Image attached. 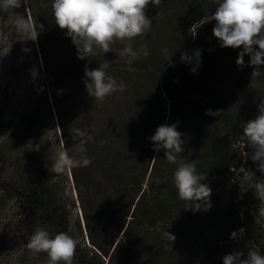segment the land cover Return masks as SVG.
<instances>
[{"label":"trees","instance_id":"obj_1","mask_svg":"<svg viewBox=\"0 0 264 264\" xmlns=\"http://www.w3.org/2000/svg\"><path fill=\"white\" fill-rule=\"evenodd\" d=\"M24 1V13L27 10L37 30L39 24L43 25L36 44L62 150L79 159L82 154L75 150L76 145L86 141V155L92 160L87 167L70 169L81 207L80 219L74 223L79 232L72 231L70 212L43 168L36 169L29 182L8 187L1 183L4 192H11L24 202L22 217L29 228L27 235L37 226L52 236L67 232L79 241L73 264L99 261L81 242L83 233L87 242L105 258L106 263L100 264H114L119 248L136 245L137 241H125L130 237H139L141 246L148 244L142 250L154 253L156 264H167L164 255L176 251L174 242H182L186 249L178 260L180 264H223L217 242L231 240V233L241 228L245 233L236 239L252 242L260 234L262 225L255 223L245 211L251 207L256 214L259 202L251 191L242 194L239 186L229 184V170L241 160L240 153L230 145L229 135L241 137L244 122L257 115L264 89L251 91L247 103L237 112L239 105L228 95L223 79L227 80L226 71L234 67L252 72L249 57H244L245 66L241 67L234 60L236 53L231 48L220 47L218 41L203 42L200 36L192 39L190 28L205 15H211L217 6L208 11H195L188 10L192 0H162L159 6L149 4L146 15L152 20L151 31L132 42L137 50L146 44L149 55H141L129 65L127 57L118 55V50L125 46L119 41L112 45V52L104 54L96 50L95 55L78 59L77 49L65 35L66 30L55 25L53 0ZM204 2L207 5V0ZM213 24L214 21L199 26V34ZM165 48L167 53L163 51ZM196 49L201 50L199 66L195 61L181 62L182 53L191 56ZM104 60L112 64L108 73L126 88L101 102L88 95L84 80L85 69L98 68ZM193 67L197 68L195 73L191 71ZM209 110L218 111L219 115H209ZM177 122V130L184 140V151L179 158L186 162L195 160L198 172L206 176L204 181L211 186L220 184L228 188L238 208L217 200L212 194L211 207L194 212L186 208L187 202L179 199L173 183L177 165L166 160L163 149L154 151V144L148 139L158 126ZM32 126L30 116L21 121L25 135ZM76 129L85 131L92 139L75 135ZM256 175L264 178L258 171ZM93 190L104 196L102 208L96 209L97 205L86 208ZM164 217L176 220L178 227H158L157 223ZM165 231L173 234L175 240L164 238ZM127 251L129 256L125 262L134 263L133 256L142 254L136 248L135 252ZM39 256L47 264L46 253L41 252ZM136 261L134 264H138L139 260Z\"/></svg>","mask_w":264,"mask_h":264},{"label":"clouds","instance_id":"obj_2","mask_svg":"<svg viewBox=\"0 0 264 264\" xmlns=\"http://www.w3.org/2000/svg\"><path fill=\"white\" fill-rule=\"evenodd\" d=\"M162 0H53L52 13L61 30L71 38L77 49V58L86 59L96 54V50L104 54L112 52V45L117 41L125 44L118 50L120 57H127V63L132 65L141 55H149L148 47L142 44L139 50L134 49L132 42L137 37L145 36L151 31L152 20L146 15L149 4L159 6ZM217 7L211 15H205L197 23L200 27L215 21L212 29L213 36L220 42L222 48L242 49L238 53L237 65L245 66L244 57H249V64L253 68L252 77L260 74V67L264 66V0H216ZM24 5V0H0V13L6 20L24 34L26 40H37L43 25L37 27L29 22L21 13L17 12ZM196 35V31L193 36ZM27 51V49H25ZM167 53V48L163 49ZM199 66L201 50H194L193 55L181 54V62ZM111 62L104 60L98 68L85 69L84 80L88 95L95 100L104 101L116 92H123L126 85L108 73ZM134 70V69H129ZM193 73L196 67L191 69ZM35 71L33 75L35 76ZM209 115H219V112L208 111ZM178 122L172 125L162 124L149 137L154 144V151L164 150V157L173 165H177L173 173V183L179 199L187 202L186 208L192 211H207L211 207V188L203 183L206 176L199 173L195 160L184 161L179 154L184 151L182 133L177 130ZM241 139L244 147L251 149V154L243 153L244 158H250L256 165V171L240 167L236 171L233 182H238L240 192L254 191L258 200L256 206L255 223L264 219V178L256 175L258 171L264 176V99L258 104L257 115L254 119L244 122ZM75 135L88 140L92 138L85 131L76 129ZM86 141L76 145L79 159L70 156L65 150L57 153L52 160L51 171L62 174L67 169L87 167L92 163L86 155ZM245 229L231 233V238L243 237ZM163 237L175 240V236L168 231ZM79 241L67 232H59L54 236L43 227L37 226L27 239V248L34 253H46L47 264H73ZM241 251L225 255L223 264H264V255L259 249H249L247 258Z\"/></svg>","mask_w":264,"mask_h":264},{"label":"rangeland","instance_id":"obj_3","mask_svg":"<svg viewBox=\"0 0 264 264\" xmlns=\"http://www.w3.org/2000/svg\"><path fill=\"white\" fill-rule=\"evenodd\" d=\"M204 4V0H192L188 10L208 11L212 6H217L216 0H207V5ZM24 5L16 11L32 23L27 10L24 13ZM214 25L215 21L212 26L199 34V25L194 24L189 31L192 39H199L200 36L203 42H217L218 40L212 32ZM195 31L196 35L193 36ZM24 38V34L6 20L4 14L0 13V264H45L41 262L43 260L42 256L27 248V239L30 235H27L29 228L24 225L22 217L25 208L24 202L11 192H4L1 186L2 182L6 187L13 183L29 182L30 178L32 179V176H34V171L43 168L50 178L57 196L70 212L72 231H78L75 229L74 223L80 219L81 214L80 202L74 188L70 169L62 174H55L50 170L52 160L55 159L58 152L62 151L61 139L55 112L47 95L43 64L36 44L37 40L22 41ZM241 50L231 48L233 54L236 53L234 60L238 58V52ZM218 52H220V49ZM33 71L36 73L35 76ZM259 72L258 76L252 77V72H243L235 67L226 71L224 77L227 80L223 79V81L228 90V95L233 98L235 104L239 105L237 112H240L247 103L251 91L264 89V66L260 67ZM28 116L32 119L33 126L30 133L25 135L21 130V121ZM65 120L67 121V119ZM229 142L231 147L240 153L241 158L240 164L229 170V184L239 186L238 182H233L236 176V171L233 169L238 170L240 167H244L253 170V161L250 158L243 157L244 151L248 152L250 157L251 149L244 147L241 137L234 134L229 135ZM202 182L211 188V195L214 194L217 200L227 201L235 206L228 188L220 184L211 186L205 181ZM94 191L91 193V202L88 199V203L85 204L87 205L86 208H96V205V209L102 208L101 203L104 196L102 195V197L100 193ZM251 192L254 195V191ZM108 194L110 196V193ZM235 208L238 207L235 206ZM245 212L255 218L253 208L249 207ZM157 226H166L167 229H173L174 226L178 227L176 220L167 217L158 222ZM183 226L181 224V227ZM83 237L81 242L89 251L99 257V261L94 259L93 262L97 264L106 263L105 258L87 242L84 233ZM138 239L139 237L124 239L128 243L137 241L136 245L126 249L119 248L114 264H134L137 262L136 259L139 260L138 264H156L157 256L154 253L142 250L147 249L145 246H148V244L141 246ZM121 242L123 243V240ZM174 244L176 245V251L164 255L167 264H180L181 261L178 260L182 258V253L184 254L186 250L182 246V242H174ZM217 244L220 249L219 256H222V258L230 252L241 251L246 254L249 249L255 250L251 240L248 239L218 241ZM175 245L173 248H175ZM165 247L168 246L165 245ZM135 248L140 249L142 254L139 256L133 254L132 261L134 263L125 262L126 256H129L127 249L135 252ZM168 248L172 249V246Z\"/></svg>","mask_w":264,"mask_h":264},{"label":"flooded vegetation","instance_id":"obj_4","mask_svg":"<svg viewBox=\"0 0 264 264\" xmlns=\"http://www.w3.org/2000/svg\"><path fill=\"white\" fill-rule=\"evenodd\" d=\"M255 197V196H254ZM255 212V211H254ZM262 225V229L260 231V234L256 236L254 239H252V246L255 247V249H259L261 251V255H264V223L260 222ZM247 258V253L244 259Z\"/></svg>","mask_w":264,"mask_h":264}]
</instances>
